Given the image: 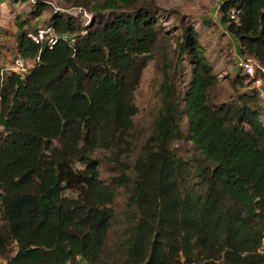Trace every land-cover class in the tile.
Masks as SVG:
<instances>
[{"label":"trees","instance_id":"16d2710c","mask_svg":"<svg viewBox=\"0 0 264 264\" xmlns=\"http://www.w3.org/2000/svg\"><path fill=\"white\" fill-rule=\"evenodd\" d=\"M18 2L19 0H14ZM96 19L83 28L54 13L52 48L28 35L46 6L17 22L16 56L25 75L0 73V260L7 264H264V122L258 92L214 106L217 83L194 29L162 68L161 110L141 155L135 93L161 41L140 0H61ZM241 24H229L230 8ZM222 21L240 54L264 69V0H227ZM115 14L114 19H109ZM191 80L187 83L188 70ZM233 85L246 86L247 75ZM257 76H263L258 70ZM251 79V78H250ZM206 163L198 171L174 148L186 138ZM99 150L119 171L102 180ZM135 208L126 240L105 260L120 190Z\"/></svg>","mask_w":264,"mask_h":264},{"label":"rangeland","instance_id":"374dc122","mask_svg":"<svg viewBox=\"0 0 264 264\" xmlns=\"http://www.w3.org/2000/svg\"><path fill=\"white\" fill-rule=\"evenodd\" d=\"M42 2L46 6L41 18L34 23V29L44 26L54 13H62L74 17L83 28L94 25L96 19L93 15L82 9H67L61 0H0V73L4 70H12L16 56V40L18 34L17 22L28 19L31 10L30 4L38 5ZM140 9H148L156 28L160 32L161 41L154 48L147 68L144 70L142 83L135 93L136 104L139 109L134 118L135 147L130 158L127 159L128 168H132L141 155L142 146L151 136L153 123L161 110L160 86L163 82L162 68L166 59L175 55L177 44L180 42L187 28L194 29L199 38L213 74L217 77L216 85L208 91L209 101L214 106L232 104L237 102L240 96L249 94L254 96L258 92L257 107L261 110L263 96L255 82L262 78L257 76L248 79L246 86L233 85L240 75L237 69V60L240 50L235 38L229 33L227 24L222 21L225 16L221 12L217 0H140ZM111 14L109 19H114ZM263 79V78H262ZM187 83L191 80V71L188 70ZM264 122V114L260 118ZM182 128L186 138L177 142L174 148L178 155L190 162L196 170L192 186L200 190L198 171L200 164L206 163L204 157L196 146L189 140L187 118L183 120ZM2 128L0 127V133ZM99 159L100 174L102 180L109 182L119 176V171L109 164L110 154L104 150L96 153ZM114 216L111 221L109 241L106 248L105 260L112 256L118 243L126 240L127 231L134 224L136 216L135 208L128 203V195L120 190L114 204ZM83 264L85 262L81 260ZM0 264H7L0 260Z\"/></svg>","mask_w":264,"mask_h":264},{"label":"built area","instance_id":"2783aa9c","mask_svg":"<svg viewBox=\"0 0 264 264\" xmlns=\"http://www.w3.org/2000/svg\"><path fill=\"white\" fill-rule=\"evenodd\" d=\"M220 9L226 3L227 0H217ZM229 24H234L236 26L241 24L240 11L233 7L230 8L226 14ZM28 37L35 43L39 45H45L52 49L59 41L60 37L56 34L55 30L52 27H45L36 30L34 33H30ZM34 67V63L31 61H26L22 58H17L13 62L12 71L25 75L30 69ZM237 69L244 75L254 78L257 71L259 70L262 73V78L256 80V84L260 88V93L263 96L262 109L264 111V69L252 58L240 56L237 60ZM1 99V98H0Z\"/></svg>","mask_w":264,"mask_h":264},{"label":"clouds","instance_id":"9594fccd","mask_svg":"<svg viewBox=\"0 0 264 264\" xmlns=\"http://www.w3.org/2000/svg\"><path fill=\"white\" fill-rule=\"evenodd\" d=\"M240 56H243V55H241L240 54ZM244 57H246V56H244ZM253 59V58H252ZM257 62V61H256ZM240 74H242L241 72H240ZM257 74V73H256ZM242 75H244V74H242ZM256 76V75H255ZM255 78V77H254ZM254 78H251V79H254ZM261 109H262V107H261ZM262 113L264 114V111H263V109H262Z\"/></svg>","mask_w":264,"mask_h":264}]
</instances>
